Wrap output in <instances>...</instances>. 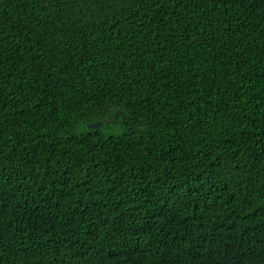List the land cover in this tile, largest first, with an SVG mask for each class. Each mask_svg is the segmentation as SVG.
<instances>
[{"label": "trees", "instance_id": "trees-1", "mask_svg": "<svg viewBox=\"0 0 264 264\" xmlns=\"http://www.w3.org/2000/svg\"><path fill=\"white\" fill-rule=\"evenodd\" d=\"M0 264H264V0H0Z\"/></svg>", "mask_w": 264, "mask_h": 264}, {"label": "water", "instance_id": "water-1", "mask_svg": "<svg viewBox=\"0 0 264 264\" xmlns=\"http://www.w3.org/2000/svg\"><path fill=\"white\" fill-rule=\"evenodd\" d=\"M98 124H100V123H94V124H92V125H90L91 127H96V126H98Z\"/></svg>", "mask_w": 264, "mask_h": 264}]
</instances>
